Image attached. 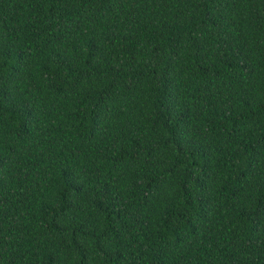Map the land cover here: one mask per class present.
<instances>
[{
	"label": "trees",
	"instance_id": "16d2710c",
	"mask_svg": "<svg viewBox=\"0 0 264 264\" xmlns=\"http://www.w3.org/2000/svg\"><path fill=\"white\" fill-rule=\"evenodd\" d=\"M0 264H264V0H0Z\"/></svg>",
	"mask_w": 264,
	"mask_h": 264
}]
</instances>
